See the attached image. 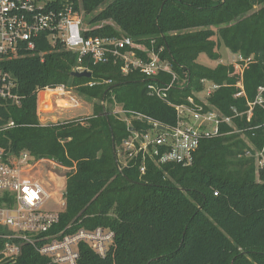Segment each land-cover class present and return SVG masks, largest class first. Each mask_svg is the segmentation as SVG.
I'll use <instances>...</instances> for the list:
<instances>
[{"label":"trees","instance_id":"obj_1","mask_svg":"<svg viewBox=\"0 0 264 264\" xmlns=\"http://www.w3.org/2000/svg\"><path fill=\"white\" fill-rule=\"evenodd\" d=\"M64 1L90 16L95 28L88 34L126 35L162 47L160 57L171 63L181 83L169 90L170 102L202 91V80L217 84L207 98L209 105L226 115L232 107L242 112L234 122L255 147H262L264 101L253 106L249 121L244 112L247 101L259 93L264 98V0ZM255 6L260 7L253 11ZM211 27L231 53L251 58L242 72L244 96L234 97L239 91L234 65L208 68L196 63L201 52L213 60L219 57ZM75 64L74 53L43 41L35 54L4 63L22 98L19 106L0 105V123H16L0 131V147L27 150L36 159H53L65 167L64 207L48 233L99 226L114 232V245L104 257L79 243L76 264H264V168L256 174L253 159L244 154L245 141L236 133L204 139L189 166L147 162L141 174L132 161L120 169L113 147L117 152L129 131L111 112L113 103L165 123H174L175 111L148 94V80L141 73L123 74L121 61L87 64L90 77L73 76ZM57 85L91 102L92 113L85 119L42 124L38 90ZM221 129L231 130L225 124ZM6 232L0 225V235ZM5 241L0 236V249ZM0 264L53 263L24 244L15 260Z\"/></svg>","mask_w":264,"mask_h":264},{"label":"built area","instance_id":"obj_2","mask_svg":"<svg viewBox=\"0 0 264 264\" xmlns=\"http://www.w3.org/2000/svg\"><path fill=\"white\" fill-rule=\"evenodd\" d=\"M88 19L82 9H74L62 0H0V105L9 103L19 106L22 98L17 91L15 76L4 69V63L26 54H35L39 41L51 47L60 44L61 48L76 55L73 71H89L87 64L90 63L121 61L123 74L132 71L141 73L148 80V94L166 101L175 111L174 123H165L139 111L125 109L115 101L111 112L125 121L129 131L115 154L118 168L133 161L143 174L147 162L156 166H189L202 140L227 133H236L245 141L244 154L253 159L256 174L264 168V144L261 148L255 147L244 134V128L234 122L233 118L240 117L242 112L232 107V113L226 115L207 102L206 96L218 87L217 84L202 80L203 83L206 81L202 91L192 92L183 102H170L169 90L176 83H181L171 63L160 57L162 47L155 49L126 35L93 36L88 32L95 26ZM43 53L38 52L41 56ZM250 60L237 55L233 64L234 72L239 75L235 84L239 91L234 97L244 96L242 72ZM163 74H168L169 79H163ZM155 77H160L162 81ZM262 90L259 88V92ZM42 92H48V103L45 105L40 99ZM71 95V89L64 85L38 90L37 114L40 122L44 124L48 121L42 120L41 112L50 109L51 98L59 107L67 98H72ZM263 101L260 93L253 101H247L248 109L244 112L247 121L253 106ZM42 105L47 106L43 108ZM132 121L144 123L146 127L134 128ZM224 124L231 130H222ZM15 126L16 123L9 119L0 123V131ZM41 163L65 169L53 159H36L27 150L14 152L0 147V225L7 229L0 235L6 239L0 249V262L15 260L24 244L32 245L53 264H76L81 242L104 257L114 245V232L109 228L99 226L94 229L79 228L72 233H48L63 208L56 211L44 207L48 193L40 181L31 176ZM60 203L64 207L63 193Z\"/></svg>","mask_w":264,"mask_h":264},{"label":"rangeland","instance_id":"obj_3","mask_svg":"<svg viewBox=\"0 0 264 264\" xmlns=\"http://www.w3.org/2000/svg\"><path fill=\"white\" fill-rule=\"evenodd\" d=\"M259 7L260 6H255L253 8V11L257 10ZM86 17L88 18L90 16L86 15ZM211 28L214 30V35L212 36V39L215 42L214 52H217L219 54V57L213 60L210 59L204 52H201L196 58V63L208 68H213L217 63H222L226 66H232L237 60V55L231 53L225 47L217 34L216 28ZM204 84H206V81ZM72 91L73 90H71L72 98H67L66 102H64V104L60 105L59 107L55 105L54 101L51 98V106L49 109L50 111L47 109L42 111L41 114L46 111L51 112L50 115H45L48 116L51 122H62L74 118L85 119L86 117H88L92 113V103L83 100L82 98L78 97L74 91ZM207 98L208 96H206V99ZM49 166L50 164L47 163L39 164L35 168V171L31 173V176L38 179L44 187L45 191L48 193V199L44 202V207L57 211L63 208V206L61 207L60 198L62 193L64 192L63 175L65 173V169L60 167L59 165H54V168L53 166Z\"/></svg>","mask_w":264,"mask_h":264},{"label":"crops","instance_id":"obj_4","mask_svg":"<svg viewBox=\"0 0 264 264\" xmlns=\"http://www.w3.org/2000/svg\"><path fill=\"white\" fill-rule=\"evenodd\" d=\"M42 99H41V101H42V104H47L48 103V100H46L47 98H48V93L47 94H42V97H41ZM47 106V105H46ZM46 106H43V108H46ZM48 108H46V110H47ZM50 111V110H49ZM49 111H46V112H44L42 115H44V116H41L42 117V119L44 118V117H48V116H45V115H50L51 114V112H49ZM46 120H48V121H51L49 118L48 119H46ZM49 167H52L51 165L49 166ZM33 171H35V169L33 170ZM64 186H65V179H64Z\"/></svg>","mask_w":264,"mask_h":264},{"label":"water","instance_id":"obj_5","mask_svg":"<svg viewBox=\"0 0 264 264\" xmlns=\"http://www.w3.org/2000/svg\"><path fill=\"white\" fill-rule=\"evenodd\" d=\"M71 74L73 76H76V77H81V76L90 77V75H91L90 71H87V70H84V71H72ZM46 119H48V117H44L42 120H46ZM113 152L115 154L114 147H113Z\"/></svg>","mask_w":264,"mask_h":264},{"label":"bare ground","instance_id":"obj_6","mask_svg":"<svg viewBox=\"0 0 264 264\" xmlns=\"http://www.w3.org/2000/svg\"><path fill=\"white\" fill-rule=\"evenodd\" d=\"M48 92H42L41 94H40V99H42L41 97H42V94H47ZM46 100H48V98L46 99ZM41 103H42V101H41Z\"/></svg>","mask_w":264,"mask_h":264}]
</instances>
